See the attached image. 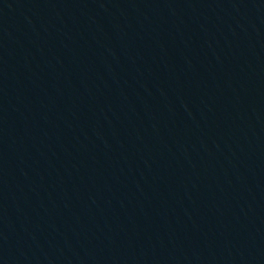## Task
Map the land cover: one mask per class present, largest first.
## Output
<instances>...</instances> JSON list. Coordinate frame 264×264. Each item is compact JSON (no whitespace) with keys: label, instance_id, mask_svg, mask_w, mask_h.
<instances>
[{"label":"water","instance_id":"obj_1","mask_svg":"<svg viewBox=\"0 0 264 264\" xmlns=\"http://www.w3.org/2000/svg\"><path fill=\"white\" fill-rule=\"evenodd\" d=\"M0 264H264V0H0Z\"/></svg>","mask_w":264,"mask_h":264}]
</instances>
